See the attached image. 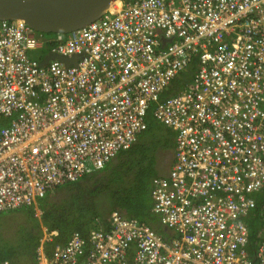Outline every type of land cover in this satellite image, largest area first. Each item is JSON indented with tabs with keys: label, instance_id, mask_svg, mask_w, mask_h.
I'll list each match as a JSON object with an SVG mask.
<instances>
[{
	"label": "built area",
	"instance_id": "2783aa9c",
	"mask_svg": "<svg viewBox=\"0 0 264 264\" xmlns=\"http://www.w3.org/2000/svg\"><path fill=\"white\" fill-rule=\"evenodd\" d=\"M36 49L70 62L42 65ZM149 114L175 132L167 175L150 182L164 231L113 210L37 264H264V225L253 245L245 221L264 186V0H121L53 36L0 20V212L101 168Z\"/></svg>",
	"mask_w": 264,
	"mask_h": 264
},
{
	"label": "trees",
	"instance_id": "16d2710c",
	"mask_svg": "<svg viewBox=\"0 0 264 264\" xmlns=\"http://www.w3.org/2000/svg\"><path fill=\"white\" fill-rule=\"evenodd\" d=\"M52 34V33H49ZM180 80H176L174 85L181 84ZM176 91L172 87L168 91H163L161 98L174 94ZM155 121L149 115L147 117V128L144 134L131 148L121 151L115 157L116 164L114 167L111 163L107 164L103 169L107 178L100 179L101 188L88 190V183L91 177H85L79 182L66 185L58 189L54 195H49L41 199L39 205L42 209V223L48 230L56 229L57 236L46 243V250L55 245L66 243L69 235L73 231H78L85 235L90 226L98 219L102 225L104 218H108V214L112 210H117L122 216H134L142 222L151 224L158 232L162 233V227L159 225L157 217L151 211L152 200L150 197V180L146 179V170L154 164V156L149 154V144L158 140V136L162 133L157 128L152 132V139H148L147 133L151 125H156ZM5 122H0L3 126ZM172 135L173 133L166 131ZM165 147H171L165 146ZM114 164V163H113ZM134 170V171H133ZM103 174V176H106ZM101 177V175H100ZM108 193L109 201L101 206L103 199L102 192ZM105 191V192H104ZM100 195V196H99ZM256 213L251 216L250 224H254L260 219L258 212H263L261 206H257ZM12 211L10 212V214ZM264 218V217H263ZM25 220L26 227L32 225L24 236L16 237L17 242H10L0 232V260H10L13 264H37L36 254L42 236L41 225L34 217L33 210L28 208V218ZM98 224L95 223V226ZM106 226V224H104ZM252 229V239L257 240L255 230Z\"/></svg>",
	"mask_w": 264,
	"mask_h": 264
},
{
	"label": "water",
	"instance_id": "95a60500",
	"mask_svg": "<svg viewBox=\"0 0 264 264\" xmlns=\"http://www.w3.org/2000/svg\"><path fill=\"white\" fill-rule=\"evenodd\" d=\"M115 0H0V20H21L42 33H66L95 20ZM69 64V57L48 54Z\"/></svg>",
	"mask_w": 264,
	"mask_h": 264
},
{
	"label": "clouds",
	"instance_id": "9594fccd",
	"mask_svg": "<svg viewBox=\"0 0 264 264\" xmlns=\"http://www.w3.org/2000/svg\"><path fill=\"white\" fill-rule=\"evenodd\" d=\"M120 1L121 0H115V1H111L110 2V4H109V6L105 9V11H107L108 9H110V8H114V7H117V6H119V4H120ZM125 2L127 1V0H124ZM113 2H115V3H113ZM113 3V4H112ZM112 4V5H111ZM111 5V6H110ZM104 11V12H105ZM103 12V13H104ZM102 13V14H103ZM100 17V16H99ZM98 17V18H99ZM97 19V18H96ZM95 19V20H96ZM95 20H93V21H95ZM7 21H15V20H7ZM93 21H91V22H93ZM24 22V21H23ZM91 22H89V23H91ZM89 23H87V24H89ZM86 24V25H87ZM28 25V24H27ZM86 25H84V26H86ZM29 26V25H28ZM30 27V26H29ZM31 28V27H30ZM82 28V27H81ZM33 29V28H32ZM34 30V29H33ZM36 33H40V34H43V35H48V36H53V35H55L56 33H53V34H46V33H42V32H38V31H36V30H34ZM57 33H59V32H57ZM67 33V32H66ZM166 38H164V36L162 35V38H161V42H162V45H164V40H165ZM164 41V42H163ZM39 51H41L42 53H44V51H42V50H32V51H30V54L31 55H33L34 57H37L38 55H41V56H46L47 57V55H48V53L47 52H45L44 54H40L39 53ZM46 51V50H45ZM54 55H56V54H54ZM46 57H44V58H41V64H42V61L46 58ZM51 59H54V58H51ZM70 59V58H69ZM50 60V59H49ZM48 60V61H49ZM47 61V62H48ZM61 61V60H60ZM47 62H45L44 64H46ZM44 64H42V65H44ZM196 66V64H195V62H192V64L190 65V66H188L187 67V69L186 70H183V71H181V72H179V73H177V75L172 79V81L168 84V86L165 88V91H168L171 87H172V89H175V91H177L178 89H180V88H182L183 86H184V84L187 82V81H189L190 79H191V75H192V73L194 72V67ZM176 80H180L179 81V83L181 84V86H179V85H175V86H173L174 85V83H175V81ZM177 87V88H176ZM150 115V114H149ZM148 115V116H149ZM147 116V117H148ZM151 116V115H150ZM151 118H153L152 116H151ZM154 119V118H153ZM155 121H157V123H160V124H162V125H164L165 126V128H166V130L165 131H167V130H169V132H171V133H173L174 135H175V132L172 130V129H170V127H168V126H166L165 124H163V123H161V122H159L158 120H156V119H154ZM4 121H6V120H4ZM7 122L8 121H6V123L4 124V125H6L7 124ZM146 122H147V118H146ZM147 128V127H146ZM146 130V129H145ZM145 130H143L139 135H138V137H141V135L142 134H144V131ZM174 135H173V149H174V144H175V140H174ZM137 137V140L139 139ZM137 140H136V142H137ZM133 146V145H132ZM131 146V147H132ZM130 147V148H131ZM128 150V149H127ZM122 151H125V150H122ZM119 152H121V151H119ZM118 152V153H119ZM118 153H116L108 162H106L101 168H98V169H95L94 171H91V172H89V173H85L82 177H80L78 180H76V181H73V182H70V183H65L66 185H70V184H72V183H75V182H79V181H81L83 178H85V177H88V175H94V174H99V173H102L104 170V168L106 167V165L107 164H109V163H111L112 161H113V159L117 156V154ZM161 176V175H160ZM65 184H61V185H58V186H56L52 191H49V192H47L43 197H40V198H36L33 202H31L30 204H28V205H23V206H20V207H16V208H12V209H6V210H3V211H1L0 212V214H2V213H6V214H10V212L11 211H15V210H17V209H20V208H23V207H27V208H31L32 210H33V215H34V217L39 221V223H40V225H41V230H42V236H41V238H40V244H39V246H38V248H37V252L38 251H42L46 256H48V257H50L51 255H52V252L54 251V249L56 248V247H63V246H65L67 243H68V241L70 240V238H71V236H72V234L74 233V232H78V231H73L70 235H69V238H68V240L66 241V243H64V244H62V245H55V246H53V247H50V248H48V249H50V251L48 252L47 250H46V243H48L49 241H51V239L54 237V236H57V234H58V231L56 230V229H52V230H48L47 229V227H45L44 225H43V223H42V209H41V207H40V205H39V203H40V201H41V199H43V198H45V197H47V196H49V195H54L55 194V192L58 190V189H60L59 187L60 186H62V185H64V186H66ZM263 189V191H264V186L262 187V188H260L259 190H257V192L258 191H261ZM256 192V191H255ZM253 195V197H254V199H255V196H254V193L252 194ZM255 202H256V200H255ZM256 204H257V202H256ZM152 205V204H151ZM256 206V205H255ZM254 208V207H253ZM252 210V208L250 209V211ZM113 211V210H112ZM111 211V212H112ZM117 211V210H116ZM250 211H248V214L250 213ZM111 212L108 214V219H109V221H110V214H111ZM118 212V211H117ZM126 217V216H125ZM130 217H134V216H130ZM137 218V217H136ZM139 219V218H138ZM95 223H97L98 225L97 226H95ZM109 224H110V222H109ZM104 225V223H102V225H101V223H100V221L98 220V219H96L95 220V222L93 223V226H90V228L88 229V231L86 232V234L85 235H82L80 232H78L84 239H86V241L89 239V234H90V231H91V229H94V228H102V229H105V228H108V226H105ZM162 227V226H161ZM154 228V227H153ZM155 229V228H154ZM156 230V229H155ZM162 230H163V227H162ZM164 231V230H163ZM162 231V232H163ZM47 253H49V254H47ZM84 259V256L82 255V256H80V259L78 260V264H81L80 262L82 261ZM3 261H8V262H10L11 264H13L10 260H0V262H3ZM36 263H37V254H36Z\"/></svg>",
	"mask_w": 264,
	"mask_h": 264
},
{
	"label": "rangeland",
	"instance_id": "374dc122",
	"mask_svg": "<svg viewBox=\"0 0 264 264\" xmlns=\"http://www.w3.org/2000/svg\"><path fill=\"white\" fill-rule=\"evenodd\" d=\"M46 34H49V33H46ZM42 51H44V53L46 52L44 49H42ZM39 53L44 54L41 51H39ZM3 122H6V121H3ZM155 124L156 125H151V127L149 128L150 130L147 133H145L146 136H148V139H147V141H148L149 139H152V137H154L151 135H152L153 130L155 133L156 128L160 132H162L158 136V140L151 142L149 144V148H148L149 154H152L154 156L153 157L154 158V164L151 165L146 170L147 172H146V176H145V178L146 179L149 178L150 181L152 180L153 177L160 176L162 173H164V171H166L167 164L164 167H162L164 164H159V162L161 161L162 163H164V159H165V158H163L164 154L166 155L168 153H167V151H165L166 150L165 149L162 152L161 156H159L160 152L158 150L160 147L172 145V141H173L172 135L167 133L163 129V126L161 127V125L156 123V122H155ZM168 151H169V148H168ZM111 164L113 165L112 167H114V165L116 164L115 158L113 159ZM103 174L106 175L105 172L92 175V177L90 178L88 183L84 184V185H88L89 191L92 189H95V188H101L100 182H102V181H97V178L99 177L100 179H103V178H107V176L109 175L108 174L106 176H103ZM100 175H101V177H100ZM63 186L64 185L60 186L59 188H61ZM101 193H102L101 197H103V199L101 200L100 205L104 206L110 199H109L107 192L103 194V191H102ZM26 218H28V208L27 207H23V208L15 210V211H12L11 214H6V213L0 214V232L3 233L4 237L9 241V243L12 241H14V242L20 241L23 243V241L19 240L16 237L24 236V234L31 228L32 225H29V227H26V224H27L25 222V220H27Z\"/></svg>",
	"mask_w": 264,
	"mask_h": 264
},
{
	"label": "crops",
	"instance_id": "0c3cea01",
	"mask_svg": "<svg viewBox=\"0 0 264 264\" xmlns=\"http://www.w3.org/2000/svg\"><path fill=\"white\" fill-rule=\"evenodd\" d=\"M177 85H179V84H177ZM3 121H4L3 119H0V122H3ZM158 124H160V123H158ZM160 125H161V127L163 126V129L164 130H166V128H165L164 125H162V124H160ZM168 148H169V151H168ZM164 150L167 151L168 154H166V155L164 154V157H163V158H165L164 159V163H162L160 161L159 164H164L162 167H164L167 164V167H166V171H164V173H162L161 176L167 175V172L169 170V167H170V165L172 164V162L174 160L173 141H172L171 147H165V146H163V147H160L159 148V150H158L160 152V155L159 156H161V154H162V152ZM254 196H255V200H256L257 204H256V206L254 208H252V210L250 211V213L245 217L246 224L249 226V228L251 230V241H252L253 245H255L257 243L258 239L257 240L252 239V235H253L252 234V229H257L258 227H262L264 225V218H263L264 217V191H263V189L261 191H258V192L256 191L254 193ZM257 206H261V208H263V212H261V213L258 212L257 215H258V217L260 219H258V221L254 224V226H252L250 224L251 223L250 222V219H251V216H253L256 213L255 210H257ZM102 222H104V224H106V226H108L110 221H109L108 218L107 219L104 218ZM163 230H164V227H163ZM257 231L258 230H255V232H257ZM263 237H264V235H263ZM47 251L49 252L50 249H48ZM47 254H49V253H47Z\"/></svg>",
	"mask_w": 264,
	"mask_h": 264
},
{
	"label": "bare ground",
	"instance_id": "6f19581e",
	"mask_svg": "<svg viewBox=\"0 0 264 264\" xmlns=\"http://www.w3.org/2000/svg\"><path fill=\"white\" fill-rule=\"evenodd\" d=\"M113 3H115V2H113ZM113 3H112V4H113ZM112 4H111V5H112ZM111 5H110V6H111ZM77 29H79V28H77ZM74 30H75V29H74ZM166 40H167V39H165L164 41H166ZM164 41H163V42H164ZM173 151H174V150H173ZM66 183H67V182H66ZM119 215H120V217L124 218V216H122L121 214H119ZM126 218H127V217H126ZM143 223H144L146 226H150L149 224H147V223H145V222H143ZM92 226H93V225H92ZM155 232H156V231H155ZM159 235H160V234H159ZM109 263H112V262H109Z\"/></svg>",
	"mask_w": 264,
	"mask_h": 264
},
{
	"label": "flooded vegetation",
	"instance_id": "af4514ba",
	"mask_svg": "<svg viewBox=\"0 0 264 264\" xmlns=\"http://www.w3.org/2000/svg\"><path fill=\"white\" fill-rule=\"evenodd\" d=\"M88 177H92V175H88ZM88 177H87V178H88ZM247 215H248V214H247Z\"/></svg>",
	"mask_w": 264,
	"mask_h": 264
}]
</instances>
